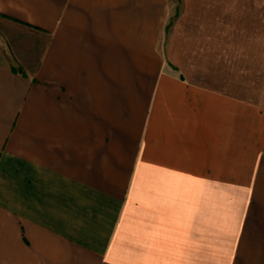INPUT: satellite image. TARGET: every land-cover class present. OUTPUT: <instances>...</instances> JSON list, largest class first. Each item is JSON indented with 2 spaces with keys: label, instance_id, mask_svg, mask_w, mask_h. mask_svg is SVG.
Here are the masks:
<instances>
[{
  "label": "crops",
  "instance_id": "crops-1",
  "mask_svg": "<svg viewBox=\"0 0 264 264\" xmlns=\"http://www.w3.org/2000/svg\"><path fill=\"white\" fill-rule=\"evenodd\" d=\"M193 2L0 0V264H264V0Z\"/></svg>",
  "mask_w": 264,
  "mask_h": 264
},
{
  "label": "rangeland",
  "instance_id": "rangeland-1",
  "mask_svg": "<svg viewBox=\"0 0 264 264\" xmlns=\"http://www.w3.org/2000/svg\"><path fill=\"white\" fill-rule=\"evenodd\" d=\"M194 0H170V9L169 15L166 19V24L164 27V32L161 36L160 43H162L164 50L168 49L170 40L174 37L177 40V31L181 27V25L187 22H194L193 18H185L182 17L184 11L187 9H194ZM182 17V18H181ZM257 22L258 20H236L237 22ZM10 26V23L6 21L4 18L0 17V30H3L5 27ZM177 46V42H176ZM178 53V50L175 51ZM262 62V59H261ZM250 66H247V61H245L244 66L236 67V90H241L244 86L247 89L257 87L259 84H262L264 81V66H256L254 65V61H249ZM252 63V64H251Z\"/></svg>",
  "mask_w": 264,
  "mask_h": 264
}]
</instances>
